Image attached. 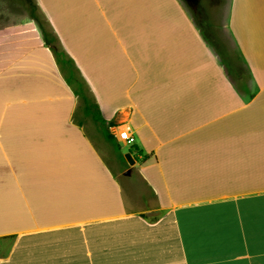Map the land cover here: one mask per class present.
I'll return each mask as SVG.
<instances>
[{
  "label": "crops",
  "instance_id": "crops-1",
  "mask_svg": "<svg viewBox=\"0 0 264 264\" xmlns=\"http://www.w3.org/2000/svg\"><path fill=\"white\" fill-rule=\"evenodd\" d=\"M36 2L137 148L114 169L40 29L8 25L0 264H264V0Z\"/></svg>",
  "mask_w": 264,
  "mask_h": 264
},
{
  "label": "rangeland",
  "instance_id": "rangeland-1",
  "mask_svg": "<svg viewBox=\"0 0 264 264\" xmlns=\"http://www.w3.org/2000/svg\"><path fill=\"white\" fill-rule=\"evenodd\" d=\"M184 2V1H183ZM185 3V2H184ZM31 4H36V13L41 17V19L44 21V24L47 29L51 30V26L49 22L46 19L45 15L41 11L40 7L38 6L36 0H0V32L3 33L7 30L8 25H18L20 23H25L27 21L34 22L37 28H39L38 23L36 20L31 17ZM203 4V3H202ZM200 5V12H204L203 9L206 10L208 7L206 6L207 3H205L204 6ZM202 6V7H201ZM210 9V8H209ZM81 104L78 103L77 106V116L76 120H83V126H85V129L93 138L95 139V143L97 146L101 149V152L105 158H107L109 163H112V166L114 169H118L117 164L115 162L118 160L122 161L121 157L115 152L114 146L111 145L104 137L102 131L98 129V124L95 123L92 119L87 118L83 115L82 109L80 108ZM114 132L118 133V129ZM114 135V134H113ZM116 138V137H115ZM120 144L121 151L123 155L126 152H130V149L132 148L131 144H127L124 141L120 140L118 141ZM124 161V162H123ZM124 165H126L125 159H123ZM116 166V167H115Z\"/></svg>",
  "mask_w": 264,
  "mask_h": 264
},
{
  "label": "trees",
  "instance_id": "trees-1",
  "mask_svg": "<svg viewBox=\"0 0 264 264\" xmlns=\"http://www.w3.org/2000/svg\"><path fill=\"white\" fill-rule=\"evenodd\" d=\"M36 4H31V17H33L38 23L39 29L42 33L43 39L47 46L52 50L55 55L56 61L61 64L59 65L61 69L64 70V75L68 85L73 88L74 93L82 98L81 106L86 115L93 116V118L99 123L102 132L104 133L106 139L114 146L115 152L124 158V155L121 151V146L118 141L115 139L114 135L110 132L109 126L106 123V120L102 117L98 105L92 101V99L87 95L84 82L77 81L75 86L73 81L76 79L74 65H65L68 62H72L71 58H66V51L62 48V45L59 41V38L54 34V32L46 28L44 21L36 13ZM46 20V19H45ZM75 78V79H74ZM136 146H132L130 152H134ZM136 157V156H135Z\"/></svg>",
  "mask_w": 264,
  "mask_h": 264
},
{
  "label": "built area",
  "instance_id": "built-area-1",
  "mask_svg": "<svg viewBox=\"0 0 264 264\" xmlns=\"http://www.w3.org/2000/svg\"><path fill=\"white\" fill-rule=\"evenodd\" d=\"M117 139L124 141L127 144L133 145L135 142V136L131 131L130 125H123L118 129V133L114 132Z\"/></svg>",
  "mask_w": 264,
  "mask_h": 264
},
{
  "label": "water",
  "instance_id": "water-1",
  "mask_svg": "<svg viewBox=\"0 0 264 264\" xmlns=\"http://www.w3.org/2000/svg\"><path fill=\"white\" fill-rule=\"evenodd\" d=\"M124 157L127 159V161H128L130 164H133V163L135 162V159H134V157H133V155H132L131 152H126V153L124 154Z\"/></svg>",
  "mask_w": 264,
  "mask_h": 264
}]
</instances>
